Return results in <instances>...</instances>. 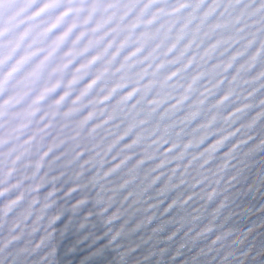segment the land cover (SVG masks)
<instances>
[{
  "label": "snow or ice",
  "instance_id": "obj_1",
  "mask_svg": "<svg viewBox=\"0 0 264 264\" xmlns=\"http://www.w3.org/2000/svg\"><path fill=\"white\" fill-rule=\"evenodd\" d=\"M258 123L264 0H0V246L52 223L60 180L110 220L160 181L209 200Z\"/></svg>",
  "mask_w": 264,
  "mask_h": 264
},
{
  "label": "water",
  "instance_id": "obj_2",
  "mask_svg": "<svg viewBox=\"0 0 264 264\" xmlns=\"http://www.w3.org/2000/svg\"><path fill=\"white\" fill-rule=\"evenodd\" d=\"M250 135L209 200L179 203L191 188L161 191L160 181L146 193L153 207L126 208L110 220L117 204L101 211L95 187L68 193L73 182L58 181L48 209L55 219L35 232L25 228L17 240L0 246V264H264V125L258 123ZM228 150L217 154L213 167ZM8 229V221L0 224V241ZM46 232L49 238L33 249Z\"/></svg>",
  "mask_w": 264,
  "mask_h": 264
}]
</instances>
